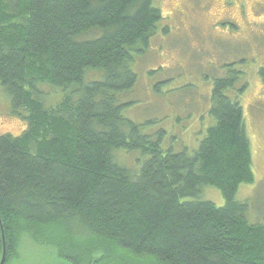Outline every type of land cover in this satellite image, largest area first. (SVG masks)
Returning a JSON list of instances; mask_svg holds the SVG:
<instances>
[{
	"label": "trees",
	"instance_id": "1",
	"mask_svg": "<svg viewBox=\"0 0 264 264\" xmlns=\"http://www.w3.org/2000/svg\"><path fill=\"white\" fill-rule=\"evenodd\" d=\"M165 19L154 0H0V83L27 122L0 135L7 264L23 234L69 264H264V223L236 198L255 182L242 104L249 60L214 79L213 122L192 154L165 149V130L143 133L123 114L137 58L171 32ZM258 74L264 82V66ZM42 84L61 100L47 106ZM123 149L147 156L138 174L116 159ZM205 186L225 205L199 199ZM0 244L2 254L1 226Z\"/></svg>",
	"mask_w": 264,
	"mask_h": 264
},
{
	"label": "rangeland",
	"instance_id": "2",
	"mask_svg": "<svg viewBox=\"0 0 264 264\" xmlns=\"http://www.w3.org/2000/svg\"><path fill=\"white\" fill-rule=\"evenodd\" d=\"M154 5L162 9L171 32L160 33L148 52L137 58L134 70L139 80L121 96L130 103L123 114L140 124L143 133L157 135L165 130V149L187 148L192 154L213 122L209 108L214 79L224 74L225 63L249 60V86L242 104L255 182L241 185L236 198L248 200L250 222L264 223V82L258 74L264 66V0H154ZM98 77L100 72L89 74L90 79ZM40 87L47 106L61 100V91L48 84ZM26 129V120L12 111L11 98L0 83V135L19 136ZM146 157L138 150L116 152L118 162L136 174ZM199 199L225 205L221 191L212 186L203 187ZM50 245L23 234L11 264H69L59 258L58 248Z\"/></svg>",
	"mask_w": 264,
	"mask_h": 264
},
{
	"label": "water",
	"instance_id": "3",
	"mask_svg": "<svg viewBox=\"0 0 264 264\" xmlns=\"http://www.w3.org/2000/svg\"><path fill=\"white\" fill-rule=\"evenodd\" d=\"M0 226H1V230H2V240H3V248H4V252H3V257H2V261L0 264H4L6 261V237H5V233H4V227L2 224V220H1V216H0Z\"/></svg>",
	"mask_w": 264,
	"mask_h": 264
},
{
	"label": "flooded vegetation",
	"instance_id": "4",
	"mask_svg": "<svg viewBox=\"0 0 264 264\" xmlns=\"http://www.w3.org/2000/svg\"><path fill=\"white\" fill-rule=\"evenodd\" d=\"M1 245V244H0ZM6 248H7V246H6ZM3 250H4V248H3ZM2 254H1V246H0V263H1V261H2ZM7 258V257H6ZM63 264H67V263H65V262H62ZM4 264H7V260L5 261V263Z\"/></svg>",
	"mask_w": 264,
	"mask_h": 264
}]
</instances>
